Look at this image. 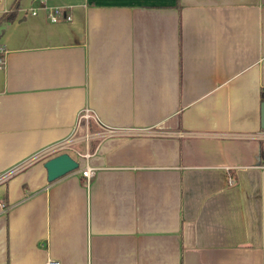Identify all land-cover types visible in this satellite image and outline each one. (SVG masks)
Instances as JSON below:
<instances>
[{"label":"crops","instance_id":"1","mask_svg":"<svg viewBox=\"0 0 264 264\" xmlns=\"http://www.w3.org/2000/svg\"><path fill=\"white\" fill-rule=\"evenodd\" d=\"M46 2L0 21V264H264V0ZM85 106L138 129L49 180Z\"/></svg>","mask_w":264,"mask_h":264},{"label":"built area","instance_id":"2","mask_svg":"<svg viewBox=\"0 0 264 264\" xmlns=\"http://www.w3.org/2000/svg\"><path fill=\"white\" fill-rule=\"evenodd\" d=\"M42 1H45L44 5H43L44 10L46 11L47 16L50 20L57 21L63 17L64 18L70 17V14L66 13V11L64 10V7L62 5H60V4H49L46 2V0H42ZM38 10H39L38 6H30L29 8H27L25 10V14L36 13V12H38ZM92 121H95L100 125L101 130L96 131V132L98 134L103 135V136L115 134L116 132H121L123 130H126L128 132H135V131H137L135 129H138V128H131V129L116 128V127L110 126L108 124H105V123L101 122V120L99 119V117L97 116V114L93 110V108H91L90 106H85L79 111L77 120L75 122V125L73 127L71 134L68 137H65L61 140H57V141L47 145L45 148H43V150L38 155L57 154V153H60L63 151L69 152V150L78 151L74 147L75 142H77L78 140H85L88 144V140L92 136L96 135V132H94L91 129V122ZM81 129H83V132H81ZM83 154L85 156L89 155V151H86ZM94 170H95L94 166H91L89 164H86V165L80 167L81 174L85 175L87 177V179H89L93 175ZM8 174L9 173H4L1 175V177L5 178V177H7ZM1 206L3 208H6V203L1 202ZM60 263H61V261L59 259L49 258L47 260L46 264H60Z\"/></svg>","mask_w":264,"mask_h":264},{"label":"water","instance_id":"3","mask_svg":"<svg viewBox=\"0 0 264 264\" xmlns=\"http://www.w3.org/2000/svg\"><path fill=\"white\" fill-rule=\"evenodd\" d=\"M261 123L264 126V100L261 102ZM80 162L67 151L50 156L44 161L49 180H53L79 166Z\"/></svg>","mask_w":264,"mask_h":264},{"label":"trees","instance_id":"4","mask_svg":"<svg viewBox=\"0 0 264 264\" xmlns=\"http://www.w3.org/2000/svg\"><path fill=\"white\" fill-rule=\"evenodd\" d=\"M19 3H20V0H13L10 8L8 10L3 11L0 14V21L4 20V19L13 18L16 15V13H17V9L19 7ZM262 98L264 99V92H263ZM261 150H262V156L264 157V140L262 142V149Z\"/></svg>","mask_w":264,"mask_h":264}]
</instances>
